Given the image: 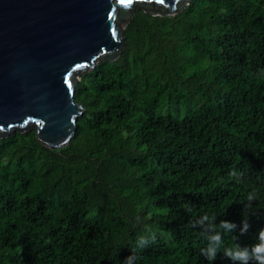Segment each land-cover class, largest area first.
<instances>
[{
	"label": "trees",
	"instance_id": "obj_1",
	"mask_svg": "<svg viewBox=\"0 0 264 264\" xmlns=\"http://www.w3.org/2000/svg\"><path fill=\"white\" fill-rule=\"evenodd\" d=\"M124 36L66 147L0 140V264H264V0L136 10Z\"/></svg>",
	"mask_w": 264,
	"mask_h": 264
},
{
	"label": "water",
	"instance_id": "obj_2",
	"mask_svg": "<svg viewBox=\"0 0 264 264\" xmlns=\"http://www.w3.org/2000/svg\"><path fill=\"white\" fill-rule=\"evenodd\" d=\"M190 1L0 0V140L34 129L46 150L66 147L81 74L120 57L136 10L174 16Z\"/></svg>",
	"mask_w": 264,
	"mask_h": 264
},
{
	"label": "snow or ice",
	"instance_id": "obj_3",
	"mask_svg": "<svg viewBox=\"0 0 264 264\" xmlns=\"http://www.w3.org/2000/svg\"><path fill=\"white\" fill-rule=\"evenodd\" d=\"M159 2L163 3V0H159ZM127 3L128 4H131L132 3V0H127ZM113 35H115V33H113Z\"/></svg>",
	"mask_w": 264,
	"mask_h": 264
},
{
	"label": "clouds",
	"instance_id": "obj_4",
	"mask_svg": "<svg viewBox=\"0 0 264 264\" xmlns=\"http://www.w3.org/2000/svg\"><path fill=\"white\" fill-rule=\"evenodd\" d=\"M262 236H264V228L260 229Z\"/></svg>",
	"mask_w": 264,
	"mask_h": 264
}]
</instances>
